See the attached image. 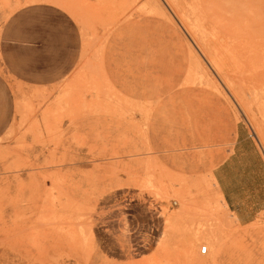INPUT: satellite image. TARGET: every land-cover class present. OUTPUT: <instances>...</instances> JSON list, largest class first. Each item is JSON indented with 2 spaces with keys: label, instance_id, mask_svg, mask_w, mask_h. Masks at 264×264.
I'll use <instances>...</instances> for the list:
<instances>
[{
  "label": "rangeland",
  "instance_id": "1",
  "mask_svg": "<svg viewBox=\"0 0 264 264\" xmlns=\"http://www.w3.org/2000/svg\"><path fill=\"white\" fill-rule=\"evenodd\" d=\"M191 1L0 0V33L34 11L37 74L0 63V264H196L211 229L220 264H264V208L240 216L215 175L264 158V0H205L197 36Z\"/></svg>",
  "mask_w": 264,
  "mask_h": 264
},
{
  "label": "crops",
  "instance_id": "2",
  "mask_svg": "<svg viewBox=\"0 0 264 264\" xmlns=\"http://www.w3.org/2000/svg\"><path fill=\"white\" fill-rule=\"evenodd\" d=\"M30 13L33 15L32 18L29 16ZM0 35L2 36L0 63H6L9 71L17 77L34 79L37 76L34 67L19 63V55L28 52L29 49L34 47L33 44L36 40L34 11L30 12V8H25L12 13L3 22ZM56 61L59 62V69H56L55 73L51 74L53 77L60 76L66 69L64 68L65 66H60L64 59L57 58ZM4 72L0 70V87L5 84ZM0 93H3L2 88H0ZM243 154L250 153L235 149L230 156L217 166L215 175L222 189V193H220L227 205L229 204L230 207H233L240 216H249L254 215V210L249 212L241 209L255 208L256 210L264 208V158L258 151L256 153L257 156L253 160H245ZM252 162L255 168H253ZM243 178L251 179L252 184L258 185L254 189L258 194L257 198H249L248 195L244 194L249 187H247L248 182L243 180Z\"/></svg>",
  "mask_w": 264,
  "mask_h": 264
},
{
  "label": "bare ground",
  "instance_id": "3",
  "mask_svg": "<svg viewBox=\"0 0 264 264\" xmlns=\"http://www.w3.org/2000/svg\"><path fill=\"white\" fill-rule=\"evenodd\" d=\"M174 1H176V0H174ZM184 1V0H183ZM210 0H208V2H209ZM212 1V0H211ZM222 1H224V3L226 4L227 2L229 3V6L233 9V7L234 8H239V3L236 1V0H222ZM173 2V1H172ZM205 2V0H192L191 1V5H192V13L193 14H191L192 15V17H193V19H191L192 20V26H191V22H190V26H191V28L193 29V32H194V29H195V32H197V34H198V31L199 30H201V29H203V27H204V25H203V19H205L204 17H205V13H206V11L204 10L205 8L204 7H206V6H203V3ZM213 2H214V0H213ZM185 3V2H184ZM188 3V2H187ZM186 3V4H187ZM207 3V2H206ZM211 3V2H210ZM174 5H176V2L175 3H173ZM186 4H184L185 5V7L186 8H188L187 6H186ZM209 4V3H208ZM216 3L214 2V5H215ZM217 5V4H216ZM215 5V6H216ZM228 5V4H227ZM165 6V5H164ZM233 6V7H232ZM222 7H224L225 8V6H222ZM177 8V7H176ZM254 8V7H253ZM179 8H177V10H178ZM214 9H215V7H214ZM186 10V9H185ZM190 10V9H189ZM184 11L183 13V15L185 16L188 12H190V11ZM242 10H246V11H248V12H250V10H252V7H251V4L250 3H248L247 1L246 2H244V6H242ZM181 11H182V9H181ZM204 11H205V13H204ZM216 11V10H215ZM160 12V11H159ZM225 13V12H224ZM158 14V13H157ZM189 14V17L191 16L190 15V13H188ZM249 14H251V13H249ZM182 15V14H181ZM237 15V14H236ZM183 16V17H184ZM204 16V17H203ZM233 16V15H232ZM228 17H229V15H228ZM236 17V16H235ZM237 17H238V15H237ZM185 18H188L187 16H185ZM191 18V17H190ZM249 18V17H248ZM232 19V18H231ZM175 20V19H174ZM229 20H230V17H229ZM233 20V19H232ZM185 21H187L186 19H185ZM206 22V21H205ZM202 32H204V34L207 32L206 31V29H204V31L203 30H201ZM194 32V33H195ZM196 34V33H195ZM197 34H196V36H197ZM203 34V35H204ZM201 35L202 34H199L198 36H199V39L201 38L202 39V37H201ZM202 35V36H203ZM205 37H206V35H205ZM204 37V38H205ZM198 38V37H197ZM203 41H204V39H202ZM202 41V43L204 44V42ZM204 46V45H203ZM242 60V59H241ZM239 62V61H238ZM245 64V63H244ZM241 73V72H240ZM264 88V87H263ZM259 89V88H258ZM253 90V89H252ZM260 90V89H259ZM256 92V91H255ZM259 93V92H258ZM251 95H252V93H251ZM254 96V95H253ZM262 97V96H261ZM264 102V101H263ZM224 204H227L226 202H225V200H224ZM205 241L206 242V244L208 245V247H209V250L206 252V253H203L202 252V247H203V245H201L200 246V253H198V244H199V242L200 241ZM221 237H220V235H219V233L216 231V230H214V229H211V230H202V231H199V232H197L195 235H194V237L192 238V239H190L189 240V243H188V246H187V255H188V257L190 258V259H192V261H194V263H196V264H220L221 263ZM203 255H205V256H203Z\"/></svg>",
  "mask_w": 264,
  "mask_h": 264
},
{
  "label": "built area",
  "instance_id": "4",
  "mask_svg": "<svg viewBox=\"0 0 264 264\" xmlns=\"http://www.w3.org/2000/svg\"><path fill=\"white\" fill-rule=\"evenodd\" d=\"M0 43H1V39H0ZM208 250H209L208 245H207V244H203L202 252H203V253H206Z\"/></svg>",
  "mask_w": 264,
  "mask_h": 264
}]
</instances>
